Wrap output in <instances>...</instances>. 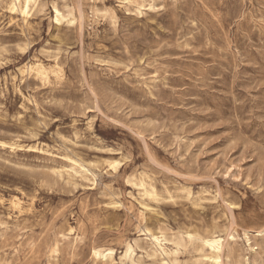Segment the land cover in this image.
I'll return each mask as SVG.
<instances>
[{
	"label": "rangeland",
	"instance_id": "obj_1",
	"mask_svg": "<svg viewBox=\"0 0 264 264\" xmlns=\"http://www.w3.org/2000/svg\"><path fill=\"white\" fill-rule=\"evenodd\" d=\"M12 1L0 264H264V0Z\"/></svg>",
	"mask_w": 264,
	"mask_h": 264
},
{
	"label": "bare ground",
	"instance_id": "obj_2",
	"mask_svg": "<svg viewBox=\"0 0 264 264\" xmlns=\"http://www.w3.org/2000/svg\"><path fill=\"white\" fill-rule=\"evenodd\" d=\"M128 2L131 4L133 3V4H136L137 6H139L136 2H134L132 0H128ZM33 3H34V0H13L11 3L10 9L13 12H20L21 14L26 16L29 14L30 7ZM56 12H57V18L58 19L63 18V14L60 11L56 10ZM36 70H39L41 75L47 77V74L44 70L39 69V68ZM119 165H120V163L117 161H113L110 163V167L114 170H117ZM15 205H17V203ZM258 235H261V233L259 232ZM154 241L158 245L161 244V241L158 237H154ZM205 244L212 251V254L214 256V261L217 264H222L223 263V254H224V240L222 238H220L219 236H216V234H212L207 239H205ZM113 254H114V251L111 249H107V250L95 249V251H94V256L96 258H102V259L111 258L113 256Z\"/></svg>",
	"mask_w": 264,
	"mask_h": 264
}]
</instances>
